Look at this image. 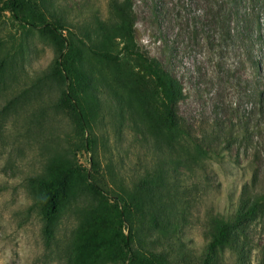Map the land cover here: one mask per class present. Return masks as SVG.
Segmentation results:
<instances>
[{
  "label": "rangeland",
  "instance_id": "1",
  "mask_svg": "<svg viewBox=\"0 0 264 264\" xmlns=\"http://www.w3.org/2000/svg\"><path fill=\"white\" fill-rule=\"evenodd\" d=\"M6 2L0 0V264H123L112 201L90 188L87 172L128 199L135 229L143 231L149 209L168 223L147 227L155 234H140L141 247L169 251L176 264H264V0H24L21 15L29 21L66 28L71 63L82 71L85 132L63 101L60 44L41 28L22 27ZM125 2L134 41L114 6ZM134 44L183 88L178 116L187 136L169 124ZM65 165L80 174L47 222L39 181L59 178ZM255 199L263 203L256 220L231 245L206 254L217 222Z\"/></svg>",
  "mask_w": 264,
  "mask_h": 264
},
{
  "label": "trees",
  "instance_id": "2",
  "mask_svg": "<svg viewBox=\"0 0 264 264\" xmlns=\"http://www.w3.org/2000/svg\"><path fill=\"white\" fill-rule=\"evenodd\" d=\"M6 6L13 14V16L21 23L22 27L31 25L33 27L41 28L49 32L54 39L61 46V55L57 60L58 73L62 74L65 78L66 88L64 90V103L74 112L77 117L81 129L85 132L88 127V117L84 106L80 103V85L82 81V71L73 66L71 63L73 47L69 43L68 38L64 35L66 30L65 26L54 22H42L38 25L28 20L26 16L21 15V10L24 6V0H7ZM115 8L119 11L121 17L127 22V30L132 41L135 38V20L132 16L131 6L128 2L125 4L115 3ZM78 41V40H77ZM85 44L83 40H79ZM95 53L102 55L105 58H111L108 54L101 52ZM131 52L147 61L150 73L154 77L157 87L160 90L162 103L165 111L166 118L171 125L180 135L187 136L189 132L184 125L180 122L178 116V106L180 101L184 98V91L181 85L176 80L169 79L163 70L161 64L149 58V56L134 44ZM94 140L88 136L85 140V149L89 152L92 151ZM93 164L95 161L92 160ZM59 178L50 180H40V185L45 191L44 216L47 222H53L59 212V202L61 196L66 192L70 182L79 173L76 167L62 166L60 168ZM86 179L89 182L90 188L100 197L106 201H112V210L114 217V225L116 229L117 245L119 253L122 257L123 264H176L175 259L171 257L169 251L158 250L154 248L141 247L142 244L140 234L150 238L154 236V232H145L147 227L162 229L168 226V223L163 221L161 217L152 213V210H145L143 212L144 225L143 231L135 229L134 222L131 220L133 216V208L129 204L127 198L112 194L108 190L101 187L87 172ZM263 208L262 199H255L249 203H243L237 210L235 217L232 219H221L217 222L216 230L212 233V238L207 245L206 254H213L217 250L224 249L231 245L236 235L241 234L247 227L249 222L255 221L260 215ZM146 238V239H147ZM203 264H209L208 260L204 259Z\"/></svg>",
  "mask_w": 264,
  "mask_h": 264
}]
</instances>
